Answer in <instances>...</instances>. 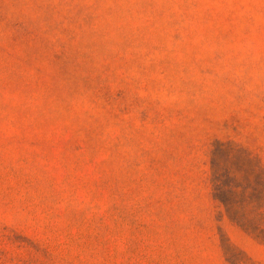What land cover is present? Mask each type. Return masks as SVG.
<instances>
[{"label": "rangeland", "instance_id": "rangeland-1", "mask_svg": "<svg viewBox=\"0 0 264 264\" xmlns=\"http://www.w3.org/2000/svg\"><path fill=\"white\" fill-rule=\"evenodd\" d=\"M0 264H264V0H0Z\"/></svg>", "mask_w": 264, "mask_h": 264}]
</instances>
